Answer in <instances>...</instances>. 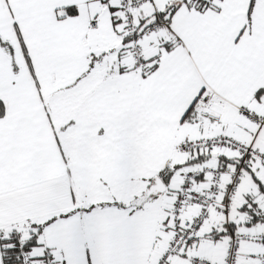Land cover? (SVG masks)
Masks as SVG:
<instances>
[{"label": "snow or ice", "instance_id": "6c2138e0", "mask_svg": "<svg viewBox=\"0 0 264 264\" xmlns=\"http://www.w3.org/2000/svg\"><path fill=\"white\" fill-rule=\"evenodd\" d=\"M0 264H264V0H0Z\"/></svg>", "mask_w": 264, "mask_h": 264}]
</instances>
